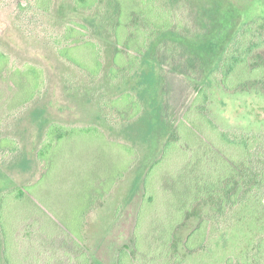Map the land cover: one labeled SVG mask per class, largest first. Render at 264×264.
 Wrapping results in <instances>:
<instances>
[{
  "label": "trees",
  "instance_id": "obj_1",
  "mask_svg": "<svg viewBox=\"0 0 264 264\" xmlns=\"http://www.w3.org/2000/svg\"><path fill=\"white\" fill-rule=\"evenodd\" d=\"M179 1L74 0L77 9L97 11L104 17V27L113 41L112 65L108 69L112 81L134 75L145 63L151 66L140 80L137 92L127 91L102 102L104 117L110 116L133 142L111 140L97 126L49 123L37 150V159L42 166L39 179L0 195L5 264H18L9 245L8 222L4 217L7 204L28 198L30 192H35L36 183L42 181L61 158L60 151L67 144L75 143L78 136L91 139L99 147L101 162L104 151L109 148L112 153V149L117 170H97L94 180H89L80 192L72 193L64 185V189L56 186L54 192H47L46 188L37 193L38 196L43 194L44 198L46 194L50 195L47 202L55 219L52 225L62 227L60 242L72 247L65 253L68 264H91L83 249L86 218L104 203L139 156L134 142L147 135L150 131L147 123L153 121L143 99L157 90L158 80L166 72L165 65L194 79L193 72L202 65L203 57L195 49L198 44L189 35L188 26L177 9L182 6ZM52 5L53 0H36V6L44 11H49ZM226 10L227 13L222 12L225 15L222 24L228 28L222 26V29L230 32L231 28L230 37L221 40L217 61L207 79L199 80L198 91L177 124L158 120L165 140L160 155L143 176V197L131 245L119 251L117 264H184L186 256L177 249L181 233L188 231L183 241L187 253L202 250L207 245L213 220L220 223L224 217L248 204L251 196L264 192V134L223 129L208 114L211 85L228 93L255 92L264 96V0H258L257 6L251 8L243 19L237 17L238 9L229 7ZM87 29L84 24L72 22L55 42L60 56L78 66L94 81L103 72V48L89 38ZM156 66L162 68L160 75L155 72ZM189 67L194 71L191 72ZM5 73L16 81L17 90L12 100H20L24 105L42 94L45 85L42 68L31 64L24 68L15 67L9 56L0 51V74ZM20 92L23 95L18 97ZM168 96L169 92L167 99ZM174 107L170 100H166L168 117ZM18 149L16 140L0 138V150L17 152ZM165 170L168 171L164 173ZM164 174L165 178H162ZM70 198L73 199L72 208L63 222L58 207ZM45 250L43 245L39 246L41 255ZM227 264H264V232L245 258L229 257Z\"/></svg>",
  "mask_w": 264,
  "mask_h": 264
},
{
  "label": "rangeland",
  "instance_id": "obj_2",
  "mask_svg": "<svg viewBox=\"0 0 264 264\" xmlns=\"http://www.w3.org/2000/svg\"><path fill=\"white\" fill-rule=\"evenodd\" d=\"M179 2H182V6L177 9L188 26L189 35L198 44L196 46L195 43V49L203 57L202 65L195 71L189 67L196 79L165 65L166 72L159 78L157 90L143 99L153 121L147 123L150 128L147 135L134 142L139 156L104 203L86 218L83 249L91 264H117L119 251L131 245L137 211L143 197V176L160 155L165 140L163 127L158 120L161 118L177 124L194 99L200 81L207 79V74L217 61L221 40L230 37L231 28L230 32L229 29L228 32L222 29V26L228 28V25L222 24L225 16L222 12L227 13L226 9L233 7L239 10L237 17L243 19L251 8L257 6L258 0ZM103 18L97 11L77 9L74 0H53L49 11L38 8L36 0H0V51L9 56L13 66L24 68L27 64L35 65L42 68L45 75L42 94L22 105L20 100H12L17 90L14 78H9L6 73L0 74V138H12L19 145L17 152L0 150V195L39 179L42 166L37 159V150L46 126L51 122L97 126L109 139L132 144L133 140L121 126L110 116L104 117L102 102L127 91L137 92L140 80L151 66L145 63L134 75L112 81L108 69L112 65L113 41L104 27ZM72 22L86 25L89 38L103 48V72L94 81L57 51L56 37ZM161 69L156 66L157 75L162 73ZM211 92L208 114L221 128L264 134L263 95L255 92L228 93L215 85H211ZM166 100L175 106L171 117L167 116ZM74 142L60 151L61 158L52 165L45 178L36 183L35 192H30L28 198L23 200L9 201L5 208L11 255L18 264L69 263L65 253L70 252L72 247L60 242L62 227L52 225L55 219L49 212L52 207L47 202L50 195L46 194L44 198L43 194L38 196V191L47 188V192H54L56 186L64 189L65 185L72 193L80 192L89 180H94L97 170H117L112 149V153L109 148L104 151L101 162V157H98L100 149L91 139L78 136ZM162 178H165V174ZM249 201L220 223L212 221L207 245L202 250L187 253L183 241L188 231L181 233L177 249L186 256L184 264H227L229 257L245 258L255 240L264 232V192L254 194ZM71 202L72 198L58 207L63 222L72 208ZM42 245L46 248L43 255L39 252ZM0 264H5L1 227Z\"/></svg>",
  "mask_w": 264,
  "mask_h": 264
}]
</instances>
